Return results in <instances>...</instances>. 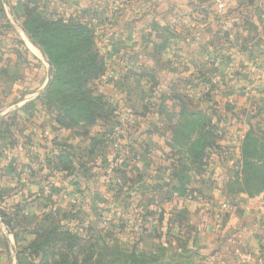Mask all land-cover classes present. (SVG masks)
I'll return each instance as SVG.
<instances>
[{"label": "rangeland", "instance_id": "rangeland-1", "mask_svg": "<svg viewBox=\"0 0 264 264\" xmlns=\"http://www.w3.org/2000/svg\"><path fill=\"white\" fill-rule=\"evenodd\" d=\"M84 1L93 0L77 5L72 0H0V210L14 219L15 226L19 222L26 227L30 218L46 219L38 227L43 231L57 227L86 239L102 236L109 252H117L116 258L122 262L132 252L142 254L139 245L147 240L146 232L153 230L151 235L167 244L156 261L162 258L171 264H197L196 244L207 241V235H201L198 228L221 229L223 214L232 211L235 203L229 196L235 189L231 185L234 172L229 174L227 192L223 188L214 191L208 178L225 174L223 161L229 160V166L235 163L232 150L227 148L240 153L241 140L251 125L264 130V75L256 85H231L233 74L215 72L217 60L226 63L228 58L216 60L213 56L204 59L203 68L195 63L197 70L202 69L200 75L168 73L166 61H173L176 50L161 61L154 59V66L148 63L114 73L116 62L103 54L108 71L91 87L105 97L112 117L94 125L59 128L57 109L39 99L51 74L52 83L53 67L24 29V5L45 19L79 20L91 26L101 49L104 42L98 29L105 22L106 11L100 4L85 5ZM210 3L214 8L213 0ZM109 5L113 8V1ZM211 12L216 13L215 8ZM186 59L182 60L187 64L192 61ZM257 66L261 63L256 62ZM247 75L251 76L249 72ZM181 103L189 113L206 117L214 108L222 114L229 111L221 121L211 118L217 129L213 141L222 147V154L206 155L205 163L210 166L202 173L192 169L195 165L188 144L177 145L173 140L175 129L185 121ZM145 129L149 132L141 138ZM154 131L157 141L167 147L163 154L146 149L147 138L152 139ZM167 134L173 135L168 136L170 145L161 138ZM54 141L58 147L51 151ZM60 153L74 156L75 169L57 167ZM23 157L36 164L32 172L18 171ZM180 165L190 167L185 177L191 182H187L184 195L173 191L178 182L172 174ZM24 173L25 187L20 186ZM224 205L231 207L227 210ZM17 207L23 208L18 216ZM16 231L20 241L15 240L0 213V264H19L20 259L22 264H41V257L29 253L34 235L26 236L18 228Z\"/></svg>", "mask_w": 264, "mask_h": 264}, {"label": "crops", "instance_id": "crops-1", "mask_svg": "<svg viewBox=\"0 0 264 264\" xmlns=\"http://www.w3.org/2000/svg\"><path fill=\"white\" fill-rule=\"evenodd\" d=\"M79 1L82 2L72 0V4L77 5ZM112 1L113 8L109 5ZM83 3L96 6L100 4L106 11L105 22L101 29H98L101 32L100 39L104 42L100 53L113 57V61L116 62L113 65L114 73L128 70L125 69L127 67L131 70L136 66L142 68L148 66V63L154 66V59L161 61L166 55L169 56L171 50H176L174 53L176 55L171 56L173 61H166V65H170L166 68L168 73L200 75L202 70L200 68L205 66L204 59L213 56L216 60L218 57L228 58L226 63L217 60L215 66L218 69H215V72L217 70L218 73L233 74L231 85L252 83L256 85L264 75V0H224L225 6L222 11H218L214 4L216 13L211 12L214 8L210 0H93L90 3L88 1ZM184 57L191 58L192 61L187 64L182 60ZM256 62L261 63V67L257 66L258 69L255 68ZM195 63L199 64V70L196 69ZM247 72L251 76L247 75ZM143 132L141 138L149 131ZM157 135V131L150 134L152 145L148 144L150 138H147L148 153L166 152L167 147L157 141ZM168 136L173 135L167 134V137L163 135L161 138L164 143L170 145L171 140ZM221 148L210 149L207 155L213 156L216 152L222 154ZM230 148L227 149L232 150L231 153L234 155L232 161L235 163L232 165L231 162L232 166H229V160L225 161L227 163L223 161L222 166L227 169L225 174L208 178L211 186L215 187L214 191L217 188L226 191L230 181L229 174L241 169L239 153L235 151L236 149ZM25 155L29 157V154ZM28 157L20 158L19 172L28 170L32 172L36 168V164ZM209 166L210 164L205 163L204 168L207 170ZM24 174L20 186H23L27 177L26 173ZM229 196L235 203L231 205L232 211H225L223 214L225 221L221 229L218 230L217 226H208L204 230L198 228L201 235L204 233L207 235V241L196 244L195 262L264 264V193L256 197L241 193H230ZM216 200L218 201L217 198ZM146 233L147 240L143 239L144 242L140 243V252L148 260L155 259L159 252H163V245L167 244L160 242V238L153 237L151 235L153 230ZM155 264L171 263L162 261L161 258Z\"/></svg>", "mask_w": 264, "mask_h": 264}, {"label": "trees", "instance_id": "trees-1", "mask_svg": "<svg viewBox=\"0 0 264 264\" xmlns=\"http://www.w3.org/2000/svg\"><path fill=\"white\" fill-rule=\"evenodd\" d=\"M25 6L24 29L53 67L52 83L39 99L57 109L58 127L72 129L81 124L89 126L100 120H109L113 114L111 106L102 94L91 87L95 80H99L108 71L98 48L94 29L79 20L45 19ZM181 107L185 121L175 129L173 140L177 145L188 144L189 155L195 165L192 169L202 173L207 151L218 148L213 141L217 129L213 126L211 118L221 121L222 118H227L225 115L229 111L222 114L214 108L211 115L206 117L203 113H189L182 103ZM250 118L253 117L250 116ZM54 142L55 144L51 142V151L58 147L56 141ZM146 149H149L148 144ZM239 151L241 169L234 173L236 175L234 182H229L235 188L230 193L246 194L249 197L259 196L264 193V130L251 125L241 140ZM56 161L57 167L61 166L64 170L73 166L75 169V159L71 154L60 153ZM174 170L177 173H173L172 177L177 180L179 187L176 185L173 191L183 194L187 182H191V179L185 177L190 167L180 165L179 169ZM22 211L23 208L17 207L16 215L18 216ZM0 213L9 229L15 234V240L20 241L16 228L26 236L34 235L35 239L30 243L29 253L37 258L41 257V264H151V262H157L156 259L148 260L144 255L133 252L127 257V261L122 262L119 257L116 258L119 255L117 252L113 249L109 252V247L102 236L91 235L89 239H86L78 233L57 227L43 231L38 227L46 219L30 218L32 220L27 222L26 227H22L19 222L15 226L12 222L14 219H11L6 211L0 210ZM28 226H32L33 229H28ZM111 256H115V259L109 260ZM19 264H22L21 259Z\"/></svg>", "mask_w": 264, "mask_h": 264}, {"label": "built area", "instance_id": "built-area-1", "mask_svg": "<svg viewBox=\"0 0 264 264\" xmlns=\"http://www.w3.org/2000/svg\"><path fill=\"white\" fill-rule=\"evenodd\" d=\"M215 6L217 7L218 11H222V9L224 8V0H213ZM118 147V145H116V148ZM224 208H228L227 205H224Z\"/></svg>", "mask_w": 264, "mask_h": 264}, {"label": "water", "instance_id": "water-1", "mask_svg": "<svg viewBox=\"0 0 264 264\" xmlns=\"http://www.w3.org/2000/svg\"><path fill=\"white\" fill-rule=\"evenodd\" d=\"M34 43V42H33ZM35 44V43H34ZM47 62L49 63L50 67L52 68V64L47 60ZM51 79H52V74L49 76V82L47 83L46 87L45 88H48V86L50 85L51 83ZM148 144L152 145V139H149L148 140ZM96 196V199H99V195H95ZM101 201V200H100Z\"/></svg>", "mask_w": 264, "mask_h": 264}]
</instances>
